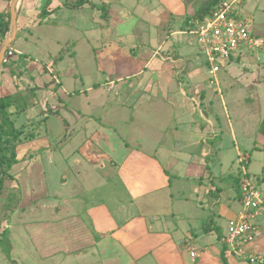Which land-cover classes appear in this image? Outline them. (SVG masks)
I'll list each match as a JSON object with an SVG mask.
<instances>
[{"label": "crops", "instance_id": "1", "mask_svg": "<svg viewBox=\"0 0 264 264\" xmlns=\"http://www.w3.org/2000/svg\"><path fill=\"white\" fill-rule=\"evenodd\" d=\"M26 1L21 0L18 8L23 7L22 3ZM31 1V7L25 6L23 13L17 10L22 34L33 25L58 27V21L66 22L68 19L72 22L77 19L76 27H72L81 31L79 40L89 45L97 60L98 79L102 78L91 84H82L81 88L78 85L66 86L67 78L72 73L65 74L59 63L63 56L61 52L73 48V40L71 47L62 51L58 46L51 55L48 52L50 56L46 57L47 60L41 58V64L31 67L34 80L43 86L42 90H49L50 94L56 90L62 91L68 97L66 104L71 105L74 112H80L73 105L74 96L79 94V90H84L85 96L100 87L113 96L124 94V101L114 103L120 111L125 110L123 117L116 119L117 122L125 126L134 122L139 127L144 122L147 126L160 125L163 134L171 126L169 121L172 118L175 121L176 116L189 112L195 113L196 117L190 122V130L175 126L172 131V144H192V149L187 151L189 154L178 157L180 169L175 166L173 159L176 156L173 154L159 157L155 153L160 143L153 153L140 146L135 147L130 143L132 133H120L124 147L108 145L107 152L96 146L97 136V141L111 143L108 137L103 136L104 128L94 131L89 140L86 139L84 145L78 147L79 153L86 154H71L69 157L77 167L75 178L79 176L82 180L78 189L75 186L69 188V171L64 172L63 169L59 177L60 192L54 190L57 154H36L29 161H18L16 165H21L24 170V173L18 171L22 173L21 177L30 182L31 177H35L37 183L34 191L31 189L33 186L25 182L20 185L22 201L14 211H17V217L14 218L13 213L7 223L10 229V256L15 262L0 258V264H222L223 256L227 264H241V259L246 260L245 264H251L245 256L232 252L221 243L222 232L219 228L214 231L208 227V232L203 229L205 221L218 226L216 216L222 217L228 209L224 208L225 205L230 202L228 199L223 201V188L214 185V177L222 176L228 169L220 170L217 176L214 172L217 163L213 160L219 159L216 148L220 142L219 130H215L211 115H204L212 110L201 99L206 89L204 80L211 83L210 77L213 76L209 69L204 73L200 66L202 62L206 64L205 58L191 32L200 21L196 12L210 0H84L76 8L57 7L59 0H50L49 8L53 10L43 19L37 14L41 10L37 7L41 0ZM103 5L108 11L107 18L103 17ZM237 8L241 14L251 16V32L264 43V0H240ZM88 13L91 14L89 23L86 22ZM56 14L58 16L54 19L53 15ZM62 16L66 18L63 20ZM15 49L23 55L28 54ZM263 51L264 47L258 58L260 60L264 56ZM249 55L252 54H245ZM52 56L59 58L56 61L57 73L50 69L41 73L42 65ZM45 74L49 75L46 79ZM64 74L66 80L62 79ZM54 76L55 80L49 86H44ZM214 80L217 83V79ZM0 87L3 90L14 89L7 73L2 74ZM102 94L98 91L97 96ZM48 101L47 97L44 98L40 109L45 111L44 107H52L57 111L56 103L49 105ZM91 107L89 105L87 108ZM145 109L148 116H145ZM87 116L92 117L89 113L79 117L86 119ZM62 133L58 137L60 140L62 136L66 137L67 130ZM83 133L87 137L86 132ZM139 138L137 136L134 140ZM211 138L215 139V143L208 145L207 141ZM41 142L43 138L18 145L16 157H25L28 150H36L39 148L36 144ZM202 143H205L204 148H201ZM171 148L174 153L181 154V146ZM239 155L249 160V155L244 152L235 154L237 161ZM170 160H173V167H168ZM242 164L245 166L247 163ZM219 165L223 167L221 163ZM240 173L239 162L238 176ZM238 176H232L234 183ZM83 177L86 182H83ZM90 178L92 183L88 184ZM63 198H66L65 204L57 205V200ZM203 204L207 207H203ZM28 207H31L30 210ZM31 211L45 214V218L39 220L44 227L31 223L30 215V218L25 217ZM193 216L194 222L199 224H192ZM258 221L259 225H264V213ZM188 233L193 237L195 256H191L189 249L181 243ZM262 234L261 244L254 245L247 253L264 258Z\"/></svg>", "mask_w": 264, "mask_h": 264}, {"label": "rangeland", "instance_id": "2", "mask_svg": "<svg viewBox=\"0 0 264 264\" xmlns=\"http://www.w3.org/2000/svg\"><path fill=\"white\" fill-rule=\"evenodd\" d=\"M5 3L6 2L4 0H0V6H3ZM44 3L45 0L40 1L37 6L39 7L38 10L44 6ZM22 4L23 7L21 5V7L18 8L21 13L24 12L25 6L31 7L32 1L28 0L26 3L24 2ZM57 16V14L53 15V18L55 19ZM90 16L91 14H89L88 18L83 16L87 18L88 21L86 20V22L88 23ZM30 17L33 18V16ZM65 18L66 16H62L61 19L64 20ZM67 20H65L66 22L58 21L56 23V26L60 25L58 27H52L47 24H41L40 26H30L28 31H26L24 34L21 33L22 35L17 37L11 47L19 48L28 53V56L24 54V58L29 61L28 67L31 68L34 65L38 66L41 64V58L47 60L46 57L50 56L51 53L57 50L58 46L61 47V50L63 51L65 47L71 46L73 44L72 41L75 40L72 50H66L67 52L65 53L61 52L63 56L60 57L61 61L59 63V67L64 69L65 74L69 72L72 73L71 77L73 78H67L66 86L78 85L79 88H81L82 84H91L95 81L101 80L102 78L98 79V73L100 72L95 66L97 64V60L94 57L89 45H87L82 39L79 40L81 31L75 29L77 25V19L72 22L69 20L67 22ZM83 20L85 21V18ZM18 22L21 26V22L19 20ZM259 22H261V20ZM72 25L75 27H72ZM48 52L50 55H48ZM251 54L253 56L249 55L241 58L233 57L228 63L225 64V66L221 67L216 74L217 83L213 77H210V80L212 81L211 83L207 82L206 80L203 82L206 89L204 92V97L201 99L204 101V105L209 110H212L208 114L205 112L204 115L208 116L210 114L214 121L215 130H219L218 140H220V142L216 147L219 159L215 158L213 160L217 163L216 167L214 168V172L217 176V173L220 170L223 172L224 170L228 169L224 172L225 174H222V176L218 175L217 177H214V185H216L218 188H223L222 191L224 194L221 195L223 201H226V199L230 201L229 205L226 204L224 207L225 209L228 207L227 212H225V214L223 213L222 217L219 215L216 216V219L218 218L217 228H219L220 232L222 233L226 232L228 220L230 218H235L238 213L237 211L241 209L240 200H238L236 197V183H234L232 180V176L238 175L239 169V162L237 161L235 154H242L246 152L249 155V160L246 161L247 164L245 165V168L248 171L250 180L256 184V187L262 193H264V150L258 148L260 145H264V56L260 60L258 59L260 56L256 57V54ZM18 55L21 54L19 53L13 58H18ZM197 55L200 59L203 58L201 54ZM250 57H255V59H250ZM259 61L260 63L258 64ZM200 66L205 73V71L208 69L206 64L202 62V65ZM65 74L62 77L63 80H66ZM47 76L49 75L45 74L44 79H46ZM207 78L208 77H206V79ZM98 91H101V93L103 92V94L97 96ZM54 92L55 93L50 94L49 90H42L41 88L37 95L39 96V94H41V98L37 104L38 107L31 108L27 115L34 114L37 109L41 107L42 101L46 97L49 99V105L53 102H55L57 105V112H54L51 107L50 112L46 114L45 120L39 121L38 130L44 135L40 137L43 138V142H41V144H36V146L39 147H43L42 145L46 147L38 154H57L56 166L54 170V175H56L54 179V190H56V193L60 192L61 187L59 177H61L63 169L64 172L65 170L69 171V188L71 189L73 186H75V188L78 189L77 187L80 186L82 180L79 176L75 178L77 167H75L74 160L69 159V157H71V154H86L84 152L79 153L78 147H82L86 139L89 140L90 134H92L94 131H99L102 128H104L103 136L108 137L111 143L99 142L97 141L99 139L97 136L96 146L106 151L108 145L115 148L119 146L124 147L125 142L121 139L120 133H132L133 136L130 143H132L135 147L140 146L142 149L151 153L156 150L157 144L160 143V148H157L155 153L158 154L159 157H162L163 154H173L176 156V158L173 160L175 166L178 169L181 168V162L178 157L182 156L183 154H189L187 151L192 149V144L185 143L183 145L180 142H174L172 144L171 141L174 139L172 131L175 126L181 127L184 130L191 129L190 126L192 124L190 122L196 117L195 113L192 114V112H189L188 114H180L179 116H176L175 121L173 120L174 118H172L169 121L171 126L167 128L166 134H163L164 132H161L162 126L160 125L147 126L143 121V126L139 127L134 122H131L128 126H125L124 123L117 122V120L123 117L125 110L121 109L120 111V109H118L114 103H120L121 101H124V94L113 96L112 94H108V92L104 90V87H100V89L96 88L90 91L87 96H85L83 95V92L85 91L79 90V94L74 96L76 99H74L75 102L73 105L78 108L80 112H74L70 108L71 105L69 106L66 104L68 97L61 93L62 91L60 90H56ZM89 105H92L90 109L87 108ZM93 105L96 107V109L93 107ZM44 108V110H47L46 107ZM93 108L95 111H93ZM148 110L149 109H147V111ZM147 111L145 112V116H148ZM169 111L170 113L172 112L171 108H169ZM85 113L91 114L92 117L89 118L87 116L86 119H81L79 116ZM196 120L199 122L198 118ZM148 122L149 121H147V123ZM38 126H36V128ZM163 129L165 130V128ZM65 130H67L66 137L63 138L62 136V140L58 139L59 135H63L62 132ZM71 131L74 133L72 137ZM83 132H86L87 137H84L85 133ZM135 136H139L141 138L136 141L134 140L136 138ZM57 139L60 141H57ZM210 142L215 143V139L211 138L207 141V144L209 145ZM174 146H181V154L180 152L174 153L175 151H172L171 147ZM204 146L205 143H202L201 148H204ZM47 148L48 151L46 152L45 150H47ZM183 149H185V151ZM98 154H101V152ZM173 160H170L168 167H173L171 165ZM220 163L223 166L222 168H220ZM16 164L12 166L15 183H18V185L22 186L23 182H25L28 185L33 186L31 189L34 191L37 179H35V177H31L32 182L28 181V179H23L21 176L22 173H24V170L22 169L21 165ZM18 171L22 173H18ZM107 171L109 172L110 170L107 169ZM257 177H259L260 181L257 179ZM47 181H49L48 178ZM86 181V178L83 177V182ZM72 182H74V185H72ZM90 183H92L91 178L88 181V184ZM49 185L50 183L48 186ZM31 189L29 190L31 191ZM65 202L66 198H63L61 201L57 200L56 204L64 205ZM203 207L207 206L203 204ZM30 208L31 207H28L27 209L30 210ZM208 212L209 211H206V213ZM15 213L13 215L14 218L17 217V214ZM26 215L27 216L25 217H31V223H38L39 226H45L44 223L39 222L41 217L45 218V214H41L40 211H33L31 214L28 212ZM194 220L195 218L193 216V221H191L192 224H199L195 223ZM205 223H208V221H205ZM5 224L7 223H4L3 226H6ZM198 240H200V237H198ZM245 262L246 260L241 259V264H245Z\"/></svg>", "mask_w": 264, "mask_h": 264}, {"label": "trees", "instance_id": "3", "mask_svg": "<svg viewBox=\"0 0 264 264\" xmlns=\"http://www.w3.org/2000/svg\"><path fill=\"white\" fill-rule=\"evenodd\" d=\"M4 1L6 3L3 6H0V47L10 26L9 6L11 0ZM82 1L84 0H59L57 7L76 8L81 6ZM218 2L219 0H210L207 5L202 6L196 12L198 19L201 21L206 16H210ZM49 4L50 0H46L45 5L37 13L40 18L43 19L47 17L53 10L49 8ZM102 9L104 11L103 17L107 18L108 14L106 12L108 11L106 6L103 5ZM22 32V28L19 25L17 18V33L14 40H16ZM68 47L71 46H67L63 50H66ZM58 59V56H52L50 61H47L42 65L43 72L41 73L47 72L49 69V71L57 73L56 61ZM28 62L29 61L24 58V55L21 54L18 55V58L16 59H7L2 62L0 66V85L2 74L7 73L10 76L14 87L13 90H3L0 87V258L8 259L11 262L15 261L11 259L10 256L11 242L9 238L10 229L8 224L14 211L19 207L20 202L22 201L21 187L18 183H15L12 166L21 160H31L35 154L40 153L42 149H45L46 147H39L36 150H28L26 153L27 155L21 159L16 157V148L20 144L39 139L44 135L38 130L39 121L45 120L46 114L50 112V108H47L45 111L39 108L34 114L31 115L29 113L30 115H27L31 108L38 107L39 96L37 95L39 90L43 87L34 80L35 76L32 74L33 69L28 67ZM53 80H55V76L53 78L51 77L50 81H46L44 86H49ZM54 112L57 111L54 110ZM36 126L38 127L36 128ZM213 147H215V145ZM258 148L264 150V145H260ZM238 178L239 176L235 179L236 189H238ZM257 179H259V177H257ZM262 194L264 198V193ZM237 196L238 200H240L241 195L239 192ZM257 222L259 224L258 220ZM4 223L8 224L3 226ZM208 227H211L214 231H218L214 222L210 223L209 221L203 226V229L208 232ZM259 227H261L260 230L263 233L261 234L264 238V225H259ZM261 241L262 239L260 235L250 244H244L242 248L246 253L250 252L252 247L258 244L260 245ZM222 264H227L224 256L222 258Z\"/></svg>", "mask_w": 264, "mask_h": 264}, {"label": "built area", "instance_id": "4", "mask_svg": "<svg viewBox=\"0 0 264 264\" xmlns=\"http://www.w3.org/2000/svg\"><path fill=\"white\" fill-rule=\"evenodd\" d=\"M240 0H219L210 16L197 22L191 32L205 58L210 74L216 79V74L233 57H242L245 54L260 56L263 41L251 32V16L241 14L237 4ZM20 51L9 47L2 62L19 54ZM21 54V53H20ZM247 157L238 156L241 164V173L238 178V192L241 195V209L235 218L227 222L226 232L222 234L221 243L232 252L243 255L250 263H264V258L253 253H246L242 246L250 244L261 235L257 220L264 213L263 194L256 187L247 174L244 166ZM181 243L189 249L190 255L195 256L193 237L186 234Z\"/></svg>", "mask_w": 264, "mask_h": 264}, {"label": "water", "instance_id": "5", "mask_svg": "<svg viewBox=\"0 0 264 264\" xmlns=\"http://www.w3.org/2000/svg\"><path fill=\"white\" fill-rule=\"evenodd\" d=\"M21 0H11L10 6H9V11H10V26H9V31L6 33L7 36L5 35V38L2 42V45L0 47V66L3 60V56L6 52V50L11 47L16 33H17V10L18 6L20 4Z\"/></svg>", "mask_w": 264, "mask_h": 264}, {"label": "clouds", "instance_id": "6", "mask_svg": "<svg viewBox=\"0 0 264 264\" xmlns=\"http://www.w3.org/2000/svg\"><path fill=\"white\" fill-rule=\"evenodd\" d=\"M250 263V262H249ZM251 264H253V263H251Z\"/></svg>", "mask_w": 264, "mask_h": 264}]
</instances>
